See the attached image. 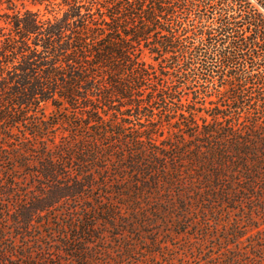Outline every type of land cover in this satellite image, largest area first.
<instances>
[{
  "label": "trees",
  "instance_id": "16d2710c",
  "mask_svg": "<svg viewBox=\"0 0 264 264\" xmlns=\"http://www.w3.org/2000/svg\"><path fill=\"white\" fill-rule=\"evenodd\" d=\"M33 1L0 0V264H139L168 224L262 264L264 0Z\"/></svg>",
  "mask_w": 264,
  "mask_h": 264
},
{
  "label": "rangeland",
  "instance_id": "374dc122",
  "mask_svg": "<svg viewBox=\"0 0 264 264\" xmlns=\"http://www.w3.org/2000/svg\"><path fill=\"white\" fill-rule=\"evenodd\" d=\"M14 3L16 4L17 8L20 9L29 8L32 10H40L41 12L46 11L44 5H40L33 0H14ZM6 5L7 4L4 3L0 8L2 9L4 7H7ZM212 97V99L216 100L215 96ZM51 111L52 108L49 107L47 109V112L50 113ZM238 217L239 216L234 217L233 214L230 219H235ZM208 218L213 219L214 215L210 214ZM201 219H205L203 215L199 217V222H205V220ZM223 219L225 220L221 221L222 228L218 232L215 229L213 230L216 231L213 232L214 234H217L221 237H225L228 227L229 229H232V225L234 224L232 222L233 220L227 221V218ZM258 223L254 222V224L260 226L261 223ZM212 225L214 226V224ZM161 227L162 228L156 236L160 237L163 243L166 241V245L168 244V246L165 247V249H159L158 247L154 248L155 246L151 245V243L141 241L137 246L136 255L133 256L134 260L139 259V264H203L202 259L211 257V255L214 254L215 251L219 252L218 250L214 251L213 245H219L220 242L215 241L216 239L214 238L206 239L201 235V231L197 234L195 227H187L185 232L182 227L180 230V228L175 224L171 226L168 224L165 227L162 225ZM261 227H264V224H262ZM253 230L257 231L256 228H253ZM239 247L242 248L243 251L249 250V246L246 242H243ZM154 249H158V251H156V254H154V252H151V250L153 251ZM213 261L217 262L219 261V258ZM262 264H264V262H262Z\"/></svg>",
  "mask_w": 264,
  "mask_h": 264
}]
</instances>
